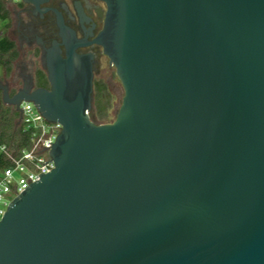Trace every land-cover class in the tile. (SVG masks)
Segmentation results:
<instances>
[{
    "label": "water",
    "instance_id": "1",
    "mask_svg": "<svg viewBox=\"0 0 264 264\" xmlns=\"http://www.w3.org/2000/svg\"><path fill=\"white\" fill-rule=\"evenodd\" d=\"M104 1L113 121L74 47L49 52L50 88L4 91L62 125L0 220V264H264V0Z\"/></svg>",
    "mask_w": 264,
    "mask_h": 264
},
{
    "label": "flooded vegetation",
    "instance_id": "2",
    "mask_svg": "<svg viewBox=\"0 0 264 264\" xmlns=\"http://www.w3.org/2000/svg\"><path fill=\"white\" fill-rule=\"evenodd\" d=\"M11 4L4 37L15 42L16 55L11 59L12 68L2 65L0 113L7 110L20 113L15 105L4 100L5 90L9 97H13L21 91L50 88L47 71L49 52L58 50L66 58L69 49L74 47L77 54L87 56L91 63L94 82L91 115L98 122L94 112L98 84L101 81L109 83L116 73L103 45L97 42L105 26L106 2L48 0L36 6L20 0Z\"/></svg>",
    "mask_w": 264,
    "mask_h": 264
},
{
    "label": "built area",
    "instance_id": "3",
    "mask_svg": "<svg viewBox=\"0 0 264 264\" xmlns=\"http://www.w3.org/2000/svg\"><path fill=\"white\" fill-rule=\"evenodd\" d=\"M18 121L10 138L0 137V220L15 198L55 167L52 148L40 151V141H55L62 124L48 121L26 100L21 103Z\"/></svg>",
    "mask_w": 264,
    "mask_h": 264
},
{
    "label": "rangeland",
    "instance_id": "4",
    "mask_svg": "<svg viewBox=\"0 0 264 264\" xmlns=\"http://www.w3.org/2000/svg\"><path fill=\"white\" fill-rule=\"evenodd\" d=\"M5 5L9 9V14H10V8L12 4L5 1ZM8 23H9L8 19H5L2 16H0V39L5 36L9 25ZM5 58H7V56H5ZM1 66L2 64L0 65V76H2V69H3V66L2 67ZM12 67L13 65L11 64L10 68ZM114 78L121 92L124 93L123 85L116 73L114 75ZM118 98H119V94L117 93L111 82L107 84L102 81L99 82L98 89L96 91V98H95V104H96L95 115L100 123L111 122L116 118V114L118 111ZM19 115L20 113L17 112L15 115L16 118L19 117Z\"/></svg>",
    "mask_w": 264,
    "mask_h": 264
},
{
    "label": "trees",
    "instance_id": "5",
    "mask_svg": "<svg viewBox=\"0 0 264 264\" xmlns=\"http://www.w3.org/2000/svg\"><path fill=\"white\" fill-rule=\"evenodd\" d=\"M0 16L7 19L9 17V9L5 5V0H0ZM16 55L15 42L8 37L0 39V65L10 68V61ZM7 56V58H5ZM9 111V112H7ZM0 113V137L10 138L15 130L17 123L16 113L7 110Z\"/></svg>",
    "mask_w": 264,
    "mask_h": 264
}]
</instances>
